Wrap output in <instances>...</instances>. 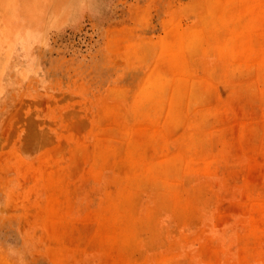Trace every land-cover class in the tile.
<instances>
[{"label": "rangeland", "instance_id": "obj_1", "mask_svg": "<svg viewBox=\"0 0 264 264\" xmlns=\"http://www.w3.org/2000/svg\"><path fill=\"white\" fill-rule=\"evenodd\" d=\"M33 37L0 87V264H264V0H69Z\"/></svg>", "mask_w": 264, "mask_h": 264}, {"label": "bare ground", "instance_id": "obj_2", "mask_svg": "<svg viewBox=\"0 0 264 264\" xmlns=\"http://www.w3.org/2000/svg\"><path fill=\"white\" fill-rule=\"evenodd\" d=\"M68 3L69 0H17L14 2L10 1L4 6V0H0V20L4 22V30H7L10 34L7 39L10 45L7 46V49H3L0 42V87L3 85L4 65L8 61L10 53L16 44H26L27 40L42 33L47 25L48 13L50 11H55L57 14L62 13L66 10ZM32 53H30L31 55L29 54L31 57L34 56H32ZM22 54L24 55V53Z\"/></svg>", "mask_w": 264, "mask_h": 264}]
</instances>
